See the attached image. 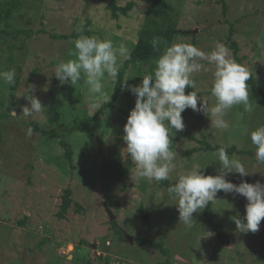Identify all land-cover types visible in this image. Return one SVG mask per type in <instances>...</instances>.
Segmentation results:
<instances>
[{"label": "rangeland", "instance_id": "rangeland-1", "mask_svg": "<svg viewBox=\"0 0 264 264\" xmlns=\"http://www.w3.org/2000/svg\"><path fill=\"white\" fill-rule=\"evenodd\" d=\"M129 1H135L138 6L130 19L123 18L120 22L111 19L104 0H28L13 21L15 28L32 29L36 34L22 50L18 48L20 41L11 39L8 44H14L17 49L12 51L4 47L5 50L0 53V72L15 69V80L19 82L16 91H9L7 85L3 90L7 104L12 106V118L0 124V264H83L77 262L79 256L89 260V264H104L106 254L110 264L164 262L167 257L162 253L136 243H125L123 233L122 242L119 234L111 229V219L106 210L111 194L118 196V210L111 209L118 227L135 239L149 237L158 240L165 234L166 247L174 264H261L264 220L259 231L240 233L231 219L245 215L247 200L241 195L220 191L217 200L213 201L218 219L224 224L229 237L227 243L223 244L216 234L204 231V209L194 213L196 222L186 227L179 222L178 200L161 187L160 181L138 180L135 165L130 178L123 184L125 191L120 192L121 186H115L111 194L107 193L99 173L102 152L108 154L109 145L113 144L109 126L119 123L121 118L115 110L96 117L93 127L97 138L78 134L71 140L75 148L74 164L77 166L74 171L64 159L63 150L55 138L27 135L24 122L29 120L61 129L76 121L82 108L88 110L90 116H95L100 108L90 101L86 103L88 86L84 78L75 85H61L54 75L55 67L60 62L76 58V39L54 40L38 32L46 30L52 34L71 35L80 32L86 18H90L92 25L89 30L99 32V35L91 36L110 39L116 47L125 45L128 57L145 23L148 6V0H120L123 5ZM217 1H175L173 6L181 8L178 28L196 32L197 40H200L196 47L210 53L218 42L229 49L225 44L229 24L224 21L233 23L241 20L235 26L234 39L241 48L240 56L247 58L243 61L244 66L256 78L258 88L264 89V0H226L229 3L227 16L223 15L222 6ZM179 3H182L181 7ZM211 33L219 37L210 38ZM187 39L179 38L177 43L191 44ZM230 54L232 56L231 50ZM206 67L207 71L195 73L192 78L196 85L194 90L203 93L209 112L186 109L182 113L184 130L171 132V136H174L171 148L177 152L175 168L168 178L172 184L192 170L194 165H198L205 175L218 174L217 152H199L190 158L186 156L187 151L200 147L189 140L187 133L198 140H202L204 134L214 146L235 145L239 149L256 151L250 133L264 125V99L254 98L248 85L253 111L246 112L242 105H235L224 116L229 123L228 129L211 127L210 109L216 100L208 93L212 89L215 66L207 64ZM128 78L129 75H126L127 82ZM115 83L106 78L104 93L113 95ZM124 91H129L125 83ZM79 92H82L81 96ZM123 92L118 105L126 106L129 98ZM30 95L39 98L45 110L34 117L25 118L22 109L30 107L27 98ZM99 138L105 144L102 152ZM126 147L124 142L121 150L124 160L129 157ZM236 157L245 164L250 174L241 177L238 173H230L227 179L236 184L243 180L264 184V165L258 164L255 157ZM34 158L35 168L32 169L28 164ZM66 188L72 189V199L84 210L76 212L73 204L68 210L67 219L62 220L58 218V213ZM141 208L146 214L140 213ZM146 215L152 225L149 233L145 232L143 223ZM25 217H28L27 224L20 226ZM44 238H49V242L41 249L38 244ZM81 241L87 244L82 245Z\"/></svg>", "mask_w": 264, "mask_h": 264}, {"label": "clouds", "instance_id": "clouds-1", "mask_svg": "<svg viewBox=\"0 0 264 264\" xmlns=\"http://www.w3.org/2000/svg\"><path fill=\"white\" fill-rule=\"evenodd\" d=\"M160 43L161 38H153L154 48L158 49ZM74 45L76 58L60 62L55 67V77L61 85H75L84 78L88 86L86 103L90 101L95 107L110 103L112 95L104 93V81L106 78L117 81L123 60L127 58L126 46L121 44L116 47L110 39L85 35L79 36ZM202 61L215 66L211 94L216 103L210 109L211 127L228 129L229 123L224 116L235 105H242L246 112L253 111L247 83L251 74L246 66L232 58L230 50L223 43L218 42L210 53H205L190 43L167 46L156 61L153 74L144 75L138 85H127V80L124 81L127 89L136 98L135 107L130 111L124 126L123 140L127 145V155L135 165V176L138 180H167L175 168L174 161L177 156V152L171 148L174 137L171 132L184 130L182 113L188 108L209 112L206 98L198 95L195 90L186 94V88L195 89L193 74L208 70ZM15 75V69L3 71L0 72V80L14 85ZM27 98L30 107L25 106L22 109L25 118L34 117L45 110L39 98L34 95ZM33 131L28 128L27 135L31 136ZM250 139L256 147L257 163L264 165V125L251 131ZM216 155L220 166L217 175H205L198 165H194L192 170L180 176L168 188V193L178 200L179 222L191 227L196 222L193 214L217 200L218 192L223 191L241 195L247 200L244 217H231L237 231H259L261 221L264 220V184L259 181L249 183L247 180L239 184L233 183L227 179L230 173L246 177L250 172L235 154L229 156L225 148H219ZM106 210L108 216L112 214L114 217L111 208L107 207ZM114 221L111 220L110 225ZM121 231L126 237L125 243L137 244L136 239L128 235L126 230ZM108 257L106 254L105 258Z\"/></svg>", "mask_w": 264, "mask_h": 264}, {"label": "trees", "instance_id": "trees-1", "mask_svg": "<svg viewBox=\"0 0 264 264\" xmlns=\"http://www.w3.org/2000/svg\"><path fill=\"white\" fill-rule=\"evenodd\" d=\"M27 1L28 0H0V53L5 50L4 47H8L7 49L12 51L17 49V46H15L14 44H8L11 39L20 41L21 45L18 48L22 50L25 47L26 42L28 40H31L35 36L36 33L32 29L15 28L13 25L15 17L20 14ZM104 1L107 2L106 8L110 11L111 19H113L115 22H120L123 18L130 19L132 17V13L135 12L138 6L135 1H129L124 5L120 2V0ZM175 1L177 0H148V6H146L145 10V23L138 34V39L136 40V44H134V48L132 49L130 55L123 61L122 67L120 68L119 77L115 83L111 102L102 104L96 112L95 116H90L88 110L82 108L81 115L77 116L76 121H72L70 124H67L65 128L61 129L49 128V126H47L46 124L44 125L36 120H29L27 122H24V129L27 130L28 128H32L34 130L33 134H37L42 138H55L59 146L63 150L64 159L70 165L71 170L74 171L76 170L77 166L74 164L75 148L71 140L78 134H87L97 138L95 129L93 127L96 117L109 110H115L117 113H119L121 115L119 123L116 122L113 126L108 125L110 127L111 139L113 142L112 145H109L108 154H104V151L102 152L105 144L100 138L98 139L101 147L100 151L103 154V158L100 164L101 171L99 173V178L102 181L104 189L108 191V194H111L112 189L115 186H121L119 187L118 191H125V186H123V184L130 178L131 170L134 166V163L132 162L130 157L124 160V158L121 156L122 145L125 142L123 140L124 126L127 122L128 116L130 115V111L134 108L136 102L135 96L130 91L123 92V83L125 81V76L129 75L127 85L140 84L144 75L154 73V70L156 68V61L158 60L160 55H162L165 48L174 43H177L179 38H188L187 40H190L191 44L194 46H198L200 44V40H197V36L194 32H186L178 28L181 8H175L173 6ZM216 3L222 6L223 15L227 16L229 3L226 0H218ZM202 4H204V2ZM181 6L182 3H179V7ZM225 22L229 24V31L226 35L227 42L225 44L232 51V58H234L237 63L244 65L243 61L247 58L246 56H240L241 48L239 46V43L234 39V36L236 34L235 26L237 23L239 24L241 20L233 23L228 22V20H225L224 23ZM91 25L92 20L90 18H86L85 25L82 27V30H80V32H74L71 35L52 34L48 33L46 30L39 31L38 33L47 34L54 40H72L77 39L81 35H99V32L95 33L89 30V26ZM119 27L121 28L120 25ZM155 37L161 38V43L159 44L158 49L154 48L152 45V40ZM209 37L215 39L219 36H214V34L211 33ZM202 63L206 65L208 64L206 61H202ZM247 83L250 86L254 98L264 99V89L258 88V82L253 75H251V79ZM5 85H7L6 87L9 89V91L14 92L18 88L19 82L15 80L14 85H8L2 80L0 81V124L12 118V106L7 104L6 97L3 92V90L5 89ZM192 90L194 89L187 88L186 94L188 92H191ZM122 92L129 98L128 104H126V106L118 105V101ZM197 93L200 96H202L203 94L202 92L198 91ZM208 94L211 95V90ZM78 95L81 96L82 92H79ZM187 136L189 140L200 145V147L192 148L191 150L186 152V156L188 158L199 152H217V150L221 147L227 150L229 156L235 154L240 157H255V151L249 150L247 148L239 149L235 145L231 147H226L223 145L214 146L207 140L204 134H202V140H198L191 133H187ZM33 161H36L35 158L32 159V161L28 164V166L32 169L35 168ZM160 184L161 187H164L167 190L171 185H173L170 179L162 180L160 181ZM72 194V189L66 188L64 190L63 204L58 213L59 219H67L69 212L68 210L73 204H75L77 208L76 212L79 213L84 210L82 205L74 202V200L72 199ZM117 199L118 196L112 194L109 195V203L107 207L111 209L115 208L116 210H118L116 201ZM142 210L143 209L141 208L140 213L143 212ZM204 214V231L206 230L207 232H213L214 234H216V237L219 239V241H221L223 244L227 243L229 237H227L228 235H226L225 233L224 224L221 220L218 219V215L216 214V210L214 208V202H210L209 205L204 208ZM27 222L28 217H25L24 221L20 222L19 224L20 226H25ZM143 223L145 232L149 233L152 226L150 218L144 220ZM111 229H114L115 232L119 234L120 239L123 242L122 231L120 228H118L116 221L111 223ZM47 242H49V238H44L39 242L38 247L42 249L44 245L47 244ZM136 242L141 247H149L148 249L160 252L165 257H167L164 262H160L159 264H174L170 260V250L166 247L165 234H163L158 240H154L149 237H141L136 238ZM81 243L82 245L87 244L86 241H81ZM109 259V257L105 258L104 264H110ZM76 260L77 262L83 264H89V260L82 259L81 256L76 258ZM260 263L264 264V253H262L260 257Z\"/></svg>", "mask_w": 264, "mask_h": 264}, {"label": "water", "instance_id": "water-1", "mask_svg": "<svg viewBox=\"0 0 264 264\" xmlns=\"http://www.w3.org/2000/svg\"><path fill=\"white\" fill-rule=\"evenodd\" d=\"M194 33H196V32H194ZM110 216H111V220H113L114 217L112 216V214H110ZM145 219H147V217ZM131 241H132V239H131Z\"/></svg>", "mask_w": 264, "mask_h": 264}]
</instances>
